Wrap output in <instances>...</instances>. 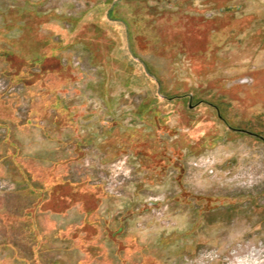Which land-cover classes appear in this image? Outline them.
Here are the masks:
<instances>
[{
  "label": "rangeland",
  "instance_id": "1",
  "mask_svg": "<svg viewBox=\"0 0 264 264\" xmlns=\"http://www.w3.org/2000/svg\"><path fill=\"white\" fill-rule=\"evenodd\" d=\"M136 1L0 0V264H264V0Z\"/></svg>",
  "mask_w": 264,
  "mask_h": 264
},
{
  "label": "flooded vegetation",
  "instance_id": "2",
  "mask_svg": "<svg viewBox=\"0 0 264 264\" xmlns=\"http://www.w3.org/2000/svg\"><path fill=\"white\" fill-rule=\"evenodd\" d=\"M156 1H167L169 4H172L173 3L174 6H177L178 8L179 7L182 8L183 7L182 4H183V2L185 0H173V1L172 0H156ZM147 2H148V0H137L136 3L138 5L136 7L142 11L143 10L142 3L145 4ZM104 3H106L107 5H109L108 6V9H110V11L112 13L118 14L119 15L118 17H119L120 22H122L123 24L126 25V30H127L128 35H130L132 37L129 40L130 45L132 44L133 48H135V49L136 48H139V51L140 52H145L146 50H148L149 47H150V42H153V40L149 39V37H143L144 39H142L141 42H138V41H136L135 37L137 35H140V33H138L139 32V25H141L142 23H144L145 20L147 19V17L149 15H152L153 12H150L149 10H147L145 12L142 11V13H143L142 15L141 14L132 15L133 17H131L130 19H128L124 15H122L121 13H119V9L122 6V0H104ZM230 8H232L231 5H228V6L226 5L225 7H220L219 9H220V11L227 12V10H229ZM234 8L237 9V8H239V6L236 5ZM133 28H135V32H134ZM133 36H135L134 39H133ZM136 58H138V57L136 56ZM142 63L145 66V68H148V66H149L148 63H146L145 61H143ZM153 77L155 78L156 82L159 85L160 84V81L155 76H153ZM246 82H248L247 81V78H243V79H240L239 80V83H246ZM178 96L180 97L181 95H178ZM187 98H188V106L189 107H193L199 101V100L193 101L192 93H187ZM217 115L219 116V118H221L224 121L225 124L227 123L225 121V119L222 117V115L218 111H217ZM227 126L228 127H231L230 125H227ZM234 130L241 131V132H247V131H245L243 129H237V128H235ZM247 133H250V132H247ZM120 229L121 228H119V230ZM112 234H113V236H115L116 235V232H113Z\"/></svg>",
  "mask_w": 264,
  "mask_h": 264
},
{
  "label": "crops",
  "instance_id": "3",
  "mask_svg": "<svg viewBox=\"0 0 264 264\" xmlns=\"http://www.w3.org/2000/svg\"><path fill=\"white\" fill-rule=\"evenodd\" d=\"M34 178L31 177V180H34ZM54 181L57 180L55 179ZM52 183L53 180L50 177L48 178L45 177L44 182L40 183L41 187L40 186L36 187L34 188L33 191L36 192L42 189H47L46 186L51 185ZM32 222H33L32 220L28 221L26 234H25L27 238L26 241L28 244V252L30 253V257H26V255H20L17 249L11 245L12 252L14 255H16L15 257L17 259H21L22 261H25L26 264L31 263V261L36 262L37 259H41L40 256H38V254L47 251V249L49 250L48 243L50 242V238L53 235V233L47 229L49 227H47L44 222H40L39 220L33 223Z\"/></svg>",
  "mask_w": 264,
  "mask_h": 264
},
{
  "label": "built area",
  "instance_id": "4",
  "mask_svg": "<svg viewBox=\"0 0 264 264\" xmlns=\"http://www.w3.org/2000/svg\"><path fill=\"white\" fill-rule=\"evenodd\" d=\"M7 89V84L2 80V79H0V90H6ZM3 189V188H5V186H0V189Z\"/></svg>",
  "mask_w": 264,
  "mask_h": 264
},
{
  "label": "trees",
  "instance_id": "5",
  "mask_svg": "<svg viewBox=\"0 0 264 264\" xmlns=\"http://www.w3.org/2000/svg\"><path fill=\"white\" fill-rule=\"evenodd\" d=\"M108 16H109V18H112V19H115V14L114 13H112L111 11H110V9H108Z\"/></svg>",
  "mask_w": 264,
  "mask_h": 264
}]
</instances>
